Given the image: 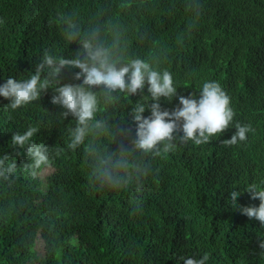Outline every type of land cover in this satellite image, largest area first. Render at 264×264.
<instances>
[{"label":"trees","instance_id":"1","mask_svg":"<svg viewBox=\"0 0 264 264\" xmlns=\"http://www.w3.org/2000/svg\"><path fill=\"white\" fill-rule=\"evenodd\" d=\"M193 2L0 0V84L11 76L30 78L45 48L66 58L76 52L79 45L69 44L56 23L59 14L75 12L87 26L102 13L128 27L131 55L172 73L177 95L161 98L162 109L180 106V95L199 98L204 82L217 81L236 113L233 127L209 143H178L155 158L138 153L151 169L143 188L110 190L93 184L83 145L67 148L75 120L62 121L64 109L51 102L52 89L16 110L0 96V156L10 154L17 165L11 181L0 179V264H183L180 257L204 253L206 264H264V226L229 197L239 190L238 205L258 207L259 199L243 191L250 183L264 185V0H195L198 14ZM123 3L131 6L122 9ZM78 71L65 67L62 83H82L74 79ZM141 95L150 99L147 85L109 109L117 125L132 129L125 146L135 138L131 110ZM236 123L254 131L226 146L222 141ZM29 126L40 129L32 139L49 147V163L39 169L26 166L31 158L16 155L23 150L11 144L13 133ZM119 146L117 140L109 148ZM59 148L64 151L56 155Z\"/></svg>","mask_w":264,"mask_h":264},{"label":"clouds","instance_id":"2","mask_svg":"<svg viewBox=\"0 0 264 264\" xmlns=\"http://www.w3.org/2000/svg\"><path fill=\"white\" fill-rule=\"evenodd\" d=\"M130 6L128 3L120 5L122 9ZM190 7L199 13V4L195 0ZM102 16L99 14L85 26L75 12L59 14L56 23L62 26L69 44L79 45L76 52L66 58L45 48L30 78L8 77L0 84V96L10 101L8 108L16 110L40 100L43 93L52 89L51 102L64 109L60 113L62 121L69 115L75 120V127L68 128L70 142L67 148L76 150L84 146L93 184L110 190H126L135 185L136 191H140L151 169L149 164L138 159V153L155 158L174 152L178 143L191 141L196 146L209 143L212 137L233 127L236 113L231 106V97L217 81L204 82L199 98L195 93L180 95V106L173 110L162 109L161 98L171 101L177 95L172 73L161 70L150 58L131 55L128 27L118 19H103ZM65 67L79 69L74 79L82 78V83H62ZM146 85L150 99L145 100V95H141L132 106L135 138L130 139V146H125L123 141L129 139L132 129L117 125L109 115V109L115 110L123 96L131 98L138 92L143 93ZM146 109H150L147 117L143 115ZM234 127L236 131L231 138L222 141L226 146L246 141L247 134L254 131L250 124L236 123ZM39 131L38 127L29 126L23 133L14 132L11 137L12 147L23 150L17 151L16 155L30 157L32 162L26 166L32 169L49 163V147L32 139ZM107 137L111 138L108 144L104 142ZM117 140L120 146L110 149L109 145ZM63 151V148L57 149L56 155ZM16 170L17 165L10 154L0 156V179L11 181ZM32 175H36L35 171ZM245 191L252 199H259L258 207L238 205L237 197L242 194L239 190L229 192L232 203L242 214L255 218L264 226V185L250 183ZM260 247L264 248V240ZM209 258V254L204 253L199 259H179L183 264H206Z\"/></svg>","mask_w":264,"mask_h":264},{"label":"rangeland","instance_id":"3","mask_svg":"<svg viewBox=\"0 0 264 264\" xmlns=\"http://www.w3.org/2000/svg\"><path fill=\"white\" fill-rule=\"evenodd\" d=\"M48 173V169H45L41 172V175L42 176H46V174ZM37 248V251L39 254H42V251H43V245H42V242L40 241V239L37 240V244L35 246Z\"/></svg>","mask_w":264,"mask_h":264}]
</instances>
